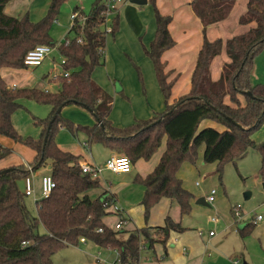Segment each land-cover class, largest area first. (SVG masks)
I'll list each match as a JSON object with an SVG mask.
<instances>
[{
    "label": "trees",
    "instance_id": "16d2710c",
    "mask_svg": "<svg viewBox=\"0 0 264 264\" xmlns=\"http://www.w3.org/2000/svg\"><path fill=\"white\" fill-rule=\"evenodd\" d=\"M10 1L0 0V70L25 69L24 59L30 50L38 45H56L49 30L65 0H53L48 15L39 23L31 22L28 16L17 19L6 15L4 8ZM106 1L96 0L89 15L75 9L87 20L84 26L78 24L69 32L75 35L70 44L59 47L66 61L63 70L70 71V74L58 78V92L12 89L0 75V136L33 150V171L51 166V176L56 183L49 198L36 202V218L28 210L26 196L19 188V182L29 175L27 168L14 166L10 172L0 175V264H53L58 251L77 246L81 239L92 241L100 248L116 250L120 264H140L145 247L152 248L156 243L166 247L172 231L182 233L185 230L171 218L166 219L163 227L143 228L129 234L114 232L105 226L102 219L113 198L104 196L91 200L86 194L100 187L99 179L83 173L80 158L62 151L55 141L59 129L74 131V125L58 112L69 105L84 107L96 119V125L87 130L91 144H103L118 156L129 158L132 165L140 159L149 160L167 137L166 151L159 165L152 174L138 180L146 187L143 199L146 218L163 197L176 201L183 216L191 213L193 195L183 187L177 174L184 163H196L201 146L205 147L204 162L218 163L219 174L226 163H236L252 149L258 151L262 157L259 176L264 179V142L256 143L252 139L253 134L264 126V88L251 81L255 60L264 51V0H249L247 12L239 20L241 25L254 22L256 27L225 44L221 39L209 41L206 31L208 26L228 18L236 0L192 2L194 12L204 26V42L190 93L173 103L169 100L174 81L168 82L166 64L162 61L164 52L176 44L169 32L172 18L161 15L156 0H149L154 7L157 30L146 53L153 63L166 109L150 120L137 121L125 129L113 127L109 119L113 99L93 81V73L101 65L106 50L107 35L103 30ZM118 26L119 17L116 16L112 21L113 35ZM78 37L84 40L82 45L77 42ZM224 47L230 62L215 82L211 78L210 66ZM240 97L245 98V105L241 104ZM226 98L230 104L225 102ZM25 99L52 108L48 118L35 119V125L41 128L38 139L23 138L12 122L13 115L22 107L20 102ZM206 120L225 130H200L201 123ZM51 121L52 128L45 143ZM11 154L12 150L0 145V160ZM40 225L46 230L45 235L39 234Z\"/></svg>",
    "mask_w": 264,
    "mask_h": 264
},
{
    "label": "crops",
    "instance_id": "0c3cea01",
    "mask_svg": "<svg viewBox=\"0 0 264 264\" xmlns=\"http://www.w3.org/2000/svg\"><path fill=\"white\" fill-rule=\"evenodd\" d=\"M193 1L194 0H156V7L159 13L163 16L172 18V21L169 25V32L176 42L175 46L164 52L162 56V61L166 64L165 72L168 75V82L174 81L169 103H173L190 93L192 76L195 70L199 52L204 42V26L201 19L193 10ZM31 2L35 3L36 0H11L5 6L4 13L10 17L22 19L25 16H28L27 8L31 4ZM119 2L120 3H118L117 5V11L112 15L110 20V24L112 25L113 18L116 16L119 17V26L117 30L118 33L116 32L118 34V40L116 33L114 35H108L106 39L107 42L104 63L106 65L108 73H110V70L114 72L111 69L113 64L112 59L114 58L115 52L117 51L119 39L120 36L124 33V29L129 27L132 30L133 36L139 38L142 37L146 29V23L144 19L147 16L144 17L143 15L147 14L148 9H143L142 7L144 6H139V9L134 8L133 6H131V1L120 0ZM248 3L249 0H236L235 5L226 20L207 27V39L211 42L217 39H221L225 44L227 40L235 36L243 35L252 28H255L256 23L254 22L248 25H241L239 23L240 18L247 12ZM147 5H149V0ZM76 8H79L80 11L85 12L82 7ZM73 12H75V10ZM129 17H131L132 19L130 20ZM29 19H31V16ZM56 22H58V19L54 22V24H56ZM111 37L113 38V40L110 39L109 42L108 39ZM149 49H146V51ZM229 62L230 59L224 47L222 54L216 57L212 61L210 66V73L213 81L216 82L220 79L224 66ZM151 66H153L152 62ZM19 70L22 69L2 68L0 70V75L9 88H27H25V86L18 85L16 81H13L11 79V77L15 73H18ZM152 71L155 72L154 66L152 68ZM114 74L115 78H117L118 80L121 79L119 73L115 71ZM177 75H179L180 77L176 79ZM55 82H57V84L54 83L57 87L56 90L51 91L49 89H46L43 91L53 93L58 92L60 90V83L59 81ZM100 82L103 84V86L106 85V82L103 79H100ZM119 85L121 87L120 89L117 88L116 83L113 85V88L110 87L108 89V91L110 93H113L114 96L112 110L109 116L113 127L118 129H125L131 126L130 124L132 123V125H134L137 121L150 120L156 115L165 111L166 104L163 103L165 102V98H163L162 100V97L160 98V96V100H158L159 103L157 105L153 106L151 104H148V106H145L146 99L149 103V98L151 96L150 90L153 96H155V91L157 92L158 89L161 92L158 81L155 90L151 89L148 83L144 84L145 93H138V95L136 96V98H140L137 100V107L136 101H134L133 96L128 93L125 84L119 82ZM144 94L146 95V99L144 97ZM239 99L241 100V97ZM225 102L227 104H230L229 98H226ZM75 106L85 109L84 107L79 105ZM65 108H63L62 112ZM141 110L143 111V113ZM139 111H141V114L138 113ZM131 112H133V114ZM14 116L15 114L12 117V122L14 127H16ZM131 118H134L136 122ZM216 125L221 127V129H218ZM206 128H215L220 132L225 130L224 127L209 120L203 121L200 125V130ZM263 129L264 126L260 130ZM260 130H258L257 132H259ZM256 133H254L252 136L253 140ZM5 139L6 137L0 136V145L3 146ZM87 139L88 141L82 144V149H73L72 146L69 147L65 143H62L59 138L55 139V141L62 151L71 153L79 157L81 165L89 164L92 166H100L93 161L94 159L91 152L90 155H87V153L84 152L87 148H91V143L89 142L88 136ZM255 142L257 143V141ZM262 142H264V139ZM96 144L101 145L105 149L106 161L110 157L118 156L117 154L107 149L103 144ZM166 147L167 137L165 136L158 151L149 160L140 159L136 161V163H133L132 170L129 173L115 174L108 170H104L105 174L103 173V171L97 177L100 182V187L89 191L86 195L91 200H97L98 198H102L104 196H110L113 198L115 205L119 209L118 212L115 211L114 206H109L106 209L107 215L102 219L105 226L113 230L114 232H118V230L115 229V226L119 222H124L123 229L120 231L128 232L129 234L130 232L143 228L163 227L167 218H171L174 222L181 224V226L185 229L184 232L179 233L172 231L170 233L169 239L166 242V247H164L161 243H156L152 248L145 247L142 253L140 264H253V261L257 256L264 258L263 228L251 233V237H248L247 235V228H243V230L237 229L236 231L234 222L231 218V216L233 215L230 216L229 214L224 213V211L220 212L221 206L219 204L217 206H214V210L219 216L220 213L222 214L221 219H219L216 214H212L211 210L207 209L210 208L211 205L207 201L198 203L201 201V199L206 200L207 197L205 196L197 198L191 193L193 195V199L191 201L192 210L189 215L185 216L181 214V208L176 201L168 197H163L151 209L148 218L145 217V207L143 205V199L145 196L146 187L138 180L140 178L145 179L147 176L154 172L156 167L159 165L164 152L166 151ZM31 151L33 155L26 160H19L18 158L14 159L11 157L12 154L7 158L0 160V171L20 165H23L25 167L28 165L31 166L32 162L35 159V152L33 150ZM202 151L204 155V146L202 148ZM19 153H21V151H19ZM238 161L235 164H237ZM102 166H104V164ZM42 168L50 171L51 175V166L48 165ZM39 170H35L34 172H37ZM40 186L41 180L40 184L36 183V181L34 180L36 199L37 187H39L40 192ZM197 186L200 187V183H197ZM205 202L209 206L206 205ZM230 212L232 214L231 209ZM206 215L208 216V219H200V216ZM213 217L217 219L216 222L211 221V218ZM262 221H264V218ZM202 228H204V231L202 230ZM211 232H213L214 235H210ZM87 242L88 241L81 243L86 245ZM96 249H99L98 253L96 254V264H99L100 262V258H98L99 256H101V258L105 262H107L105 264H116L118 260V254L116 250L111 248H100L97 245ZM237 261H239V263H236Z\"/></svg>",
    "mask_w": 264,
    "mask_h": 264
},
{
    "label": "rangeland",
    "instance_id": "374dc122",
    "mask_svg": "<svg viewBox=\"0 0 264 264\" xmlns=\"http://www.w3.org/2000/svg\"><path fill=\"white\" fill-rule=\"evenodd\" d=\"M52 1L53 0H36L35 3L31 2L27 8V15L29 18L31 16L32 19H30V21L33 23H39L42 21L49 13ZM95 3L96 0H65L60 7L59 14L57 15L58 22L53 24L49 30L52 41L58 44L63 42L66 37L73 40L75 38L74 33L68 34L71 27V15L73 11L76 7H82L85 11L84 13L89 15ZM131 6L137 9L140 8L133 4H131ZM142 8L148 9L147 14L143 15L144 17L147 16L144 19L146 23L145 32L142 37L139 38L133 36L132 30L129 27L124 29V33L119 39L117 51L112 59L113 64L111 69L114 72L116 71L119 73L121 79L118 80L115 78V74L111 70L110 73H108L104 63L105 56L102 59L101 65L98 66L93 73V81L109 94L112 99H114L113 93H110L108 89L110 87L113 88L115 83L118 89L121 88L119 82L125 84L128 93L131 94L134 101H136V107L138 104L137 100L140 99L136 98V96L138 93H145L144 84L148 83L149 87L153 90H155V87L157 86V77L155 72L152 71V61L146 53V49L150 48V44L155 38L156 17L154 7L150 3ZM129 18L130 20L132 19L131 17ZM117 33L116 36L118 40ZM110 39L113 40L111 37L108 39L109 42ZM62 61L63 56L61 52L56 49L51 57L47 58L41 66L27 67L19 70L18 73H15L11 77V79L16 81L18 85L25 86V88L27 87L26 89H39L42 91L46 89L51 91L56 90L57 87L55 84H57V82L55 81L58 80L53 78L64 73L61 67ZM179 77L180 76L177 75L176 79ZM100 79H103L106 82L105 86L100 82ZM251 81L254 85H260L264 88V51L261 52L255 60ZM150 95L148 103L145 97L146 95L144 94L146 99L145 106H148V104L155 106L159 103L158 100H160L161 97L162 100L164 98L163 93H161L159 89L157 92L155 91V96H153L150 90ZM240 101L242 105L246 104L244 97H241ZM20 103L22 104V107L16 111L14 116L17 132L23 138H40L41 130L35 125V119L48 118L51 114L52 108L49 105L37 103L32 100H22ZM141 111L138 113L141 114ZM131 113L133 114V112ZM62 116L74 125V131L66 128L59 129L55 135V139L59 138L62 143H65L69 147L72 146L73 149H82V144L88 141L87 130L95 125L96 119L87 109L75 105L67 106L62 112ZM131 119L134 120V118ZM132 124L130 125L132 126ZM217 128L221 129L219 126H217ZM263 139L264 129L257 132L254 136V140L257 141V143H261ZM3 146L4 148L13 151L11 157L14 159L18 158L19 160H26L33 155L30 148L24 147L7 138L4 140ZM202 148L203 146L198 149L196 163H184L177 174L178 178L182 181L183 187L197 198L202 196L207 197L212 190H215L216 194L213 198L214 202H216H213V205L211 204L210 208L207 209L211 210L212 214H216L219 219H221L222 214L220 213L219 216L217 212H215L214 206L219 204L221 206L220 212L224 211V213L229 214L230 216L233 215V213L231 214L230 209L232 211L235 208L240 216L235 219H233L234 216H231L234 222V227L238 230L247 228L248 237H251L250 234L254 231L261 228L264 230V221L255 222V219L259 215L264 218V179L259 176L261 166V157L259 153L256 150H250L243 159L238 161L237 164L232 162L226 163L222 174H218V163H205L203 160ZM87 149L84 152H86L87 155H90L91 152L94 159L93 161L97 165L102 166L105 164L106 151L101 145L96 143L91 144V150ZM19 151H21V153H19ZM103 173L105 174V171ZM45 175H50V171L41 168L39 171L34 172L32 177L36 183L40 184L41 178ZM197 183H200L201 186L198 187ZM19 188L22 193L25 192L24 180L19 182ZM247 193L251 194V197L248 200L245 198V194ZM36 197L38 201L42 198L41 186L40 192L39 187H37ZM35 203L36 201L32 198L25 197V204L28 210L32 216L37 218L38 211ZM200 219H208V216H200ZM202 230L204 231V228H202ZM38 231L41 235L46 234V230L41 225L39 226ZM98 251L99 249H96V244L92 241H88L86 245L80 242L77 246H70L58 251L53 257V264H96V254ZM98 258H100L99 264L107 263L101 258V256ZM253 264H264V258L257 256L254 259Z\"/></svg>",
    "mask_w": 264,
    "mask_h": 264
},
{
    "label": "built area",
    "instance_id": "2783aa9c",
    "mask_svg": "<svg viewBox=\"0 0 264 264\" xmlns=\"http://www.w3.org/2000/svg\"><path fill=\"white\" fill-rule=\"evenodd\" d=\"M120 0H107L105 2L106 7H107V15H106V21L105 24L103 26V30L105 32V34L108 36L110 34H112V25L110 24V20L112 15L117 11V5L119 3ZM126 1H131V0H126ZM87 20V17L84 15H81L79 12H73L71 15V27L69 32L73 31L74 28L80 24L81 26H84L85 22ZM72 40L69 39L68 37H66L64 39L63 42L58 43L54 46H50V45H38L36 46L34 49L30 50L24 59V65L27 67H37V66H41L42 63L47 59L50 58L51 55L53 54L54 50H59L60 45L64 44V45H68L70 44ZM77 42L82 45L84 43V40L81 37L77 38ZM60 51V50H59ZM65 59L63 58V61L61 63V67L63 69V65H65ZM64 73L61 75H57L54 77L55 80H58L59 77H68L70 74V71H65L63 70ZM132 162L130 161L129 158L124 157V156H113L110 157L104 164V166H92L89 164H82L81 165V169L82 172L85 174H90L92 176L93 179H97V177L104 171V170H108L112 173L115 174H120V173H129L132 170ZM27 170L29 171V175L25 178V196L26 197H30L33 198L34 201H38L35 198V187H34V178L33 176V168L32 166H26ZM56 188V183L53 180L51 175H45L41 178V200L42 199H47L50 197V195L52 194L53 190ZM216 191L212 190V192L210 193L209 196H207L206 201L209 204H212L214 202V198L213 196H215ZM110 206H114V209L116 212L119 211L118 207L115 205V202L113 201L111 203ZM234 219L236 217H239L240 214L237 210H235V208L232 210ZM263 220V216L259 215L257 216V218L255 219V222H261ZM212 222H216L217 219L215 217L211 218ZM123 225L124 222H119L116 226L115 229L120 231L123 229ZM99 232H101V230H98ZM237 231V229H236ZM210 235H214L213 232L210 233ZM85 239H81V242H85ZM24 246L27 245V243H23ZM121 261L118 257V260L116 262V264H120ZM236 263H239V261H237Z\"/></svg>",
    "mask_w": 264,
    "mask_h": 264
},
{
    "label": "water",
    "instance_id": "95a60500",
    "mask_svg": "<svg viewBox=\"0 0 264 264\" xmlns=\"http://www.w3.org/2000/svg\"><path fill=\"white\" fill-rule=\"evenodd\" d=\"M131 3L134 4V5H137V6H145V5L148 4V0H131ZM246 94L249 95V96H252V94L250 92H247ZM62 110H63V108H60L58 110V112L61 113ZM52 124H53V121H51L49 126H48V129H47V132H46V137H45V143L48 140V137H49V134H50V131H51V128H52ZM11 170L12 169H6V170H3V171H0V175L6 174V173L10 172ZM245 198L248 200L250 198V193L245 194ZM204 201H206V200L205 199H201V201L198 202V203H202ZM205 204H206V202H205ZM206 205H208V204H206Z\"/></svg>",
    "mask_w": 264,
    "mask_h": 264
}]
</instances>
